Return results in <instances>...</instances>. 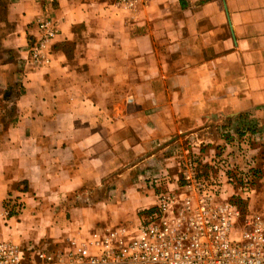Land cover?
<instances>
[{
	"label": "crops",
	"instance_id": "crops-1",
	"mask_svg": "<svg viewBox=\"0 0 264 264\" xmlns=\"http://www.w3.org/2000/svg\"><path fill=\"white\" fill-rule=\"evenodd\" d=\"M41 8L6 0L2 236L63 245L135 225L154 202L149 178L176 166L166 161L178 142L204 141L229 120L264 124V0H149L134 12L112 0H57L52 60L35 67L26 58ZM10 196L24 206L5 223Z\"/></svg>",
	"mask_w": 264,
	"mask_h": 264
},
{
	"label": "built area",
	"instance_id": "built-area-1",
	"mask_svg": "<svg viewBox=\"0 0 264 264\" xmlns=\"http://www.w3.org/2000/svg\"><path fill=\"white\" fill-rule=\"evenodd\" d=\"M38 1L42 6L38 33L26 58L35 67L51 63L58 33L57 0ZM148 1L112 4L134 12ZM168 159L178 163L165 165L149 178L154 202L141 211L135 225L100 226L84 237H67L63 245L52 241L23 245L0 232V264H264V216L247 215L241 221L240 209L222 186L203 173V163L213 161L210 156L186 148L173 150ZM228 166L221 165L224 175ZM226 179L231 186L232 177ZM244 186L252 190L249 183ZM23 206L20 197L10 196L1 214L5 223Z\"/></svg>",
	"mask_w": 264,
	"mask_h": 264
},
{
	"label": "rangeland",
	"instance_id": "rangeland-1",
	"mask_svg": "<svg viewBox=\"0 0 264 264\" xmlns=\"http://www.w3.org/2000/svg\"><path fill=\"white\" fill-rule=\"evenodd\" d=\"M10 25L5 23V17L4 13L0 12V56L1 58L8 57V54L5 53V47L3 46V36L6 34L7 31H9ZM11 55V53H10ZM4 105H7L6 102H4ZM9 114L12 116L14 115L13 112L10 111L9 108H7ZM6 113V111H5ZM230 121V122H229ZM226 123H216L212 124L209 132L207 133V136L210 137V135H214V139L210 140L208 137L204 141H198L196 139L199 136H195L193 139L191 138H185L183 140V143H179L175 145L172 149L173 150H181V149H202L201 151L203 153H207V150L211 151L210 158L215 161L212 163L207 161L206 163H203L205 166L203 168V173L212 176V182H218L222 186V190L224 193H226L230 200L231 196L234 193H239L244 201L247 202V207L244 211H241V221L245 220L247 215H262L264 216V168L261 169V173L257 174L255 177L253 175V171L251 167H256L259 164V160H257V151L259 150V146L261 141H264V135L262 133L257 135H250L249 137H242L236 133V128L240 124H244L241 122L235 123L229 120ZM249 124H256L259 128L264 127V124L262 123H252ZM7 125V123H6ZM5 125V126H6ZM230 135L233 137V140L231 142H227L225 139V135ZM263 135V136H262ZM247 136V135H246ZM222 147L225 148V161L218 162L214 157L212 158L213 151L212 148L215 147ZM167 163L175 164L178 163V161L174 160H167ZM221 165L231 167L229 169L234 177L233 179H244L245 181H250V186L252 187V190L250 189H240L239 187H236L235 189L232 188V186L226 184L227 179L226 175H224V172L220 171ZM174 171V170H173ZM172 171V172H173ZM253 181V182H252ZM226 182V183H225ZM224 185V186H223ZM220 186V187H221ZM227 188V189H226ZM229 192V193H228ZM232 201V200H231ZM233 202V201H232ZM138 222V221H137ZM127 223V222H123ZM52 237H44L39 239L37 241L39 244L50 242ZM36 242V243H37ZM21 244L25 245L26 243L20 242ZM35 243V242H31Z\"/></svg>",
	"mask_w": 264,
	"mask_h": 264
},
{
	"label": "trees",
	"instance_id": "trees-1",
	"mask_svg": "<svg viewBox=\"0 0 264 264\" xmlns=\"http://www.w3.org/2000/svg\"><path fill=\"white\" fill-rule=\"evenodd\" d=\"M0 12L4 13L5 23L10 25V28H9V30H10L12 28V26L8 22L7 17H6V0H0ZM7 52H8V54L11 53V56H12V50H7ZM10 111L13 112L14 109H11ZM15 112H16V110H15ZM236 133L238 135H240L242 137H246V138L249 137L250 135H254V134L257 135L260 133H262L264 135V127L259 128L258 125H256V124L244 123V124H240L236 128ZM225 139L227 142H231L233 140V137L228 134V135H225ZM211 150L213 151V154H212L213 157L218 162L225 161V160H223L224 156H225V148L217 146L215 148H212ZM257 156H258L257 160H259V164L256 167H251L252 171H253V175L255 177L257 176V174H260L262 172L261 169L264 168V141H261V143H260L259 150L257 151ZM226 173L229 177H232L231 186L234 189L236 187H239L241 190L242 189L244 190L245 189L244 183L247 182L250 184V181H245L244 179H241V178H238L236 180L233 179L234 175L230 170H227ZM231 200L241 211H244L246 209L247 202L243 200V198L241 197V195L239 193H234L231 196Z\"/></svg>",
	"mask_w": 264,
	"mask_h": 264
}]
</instances>
